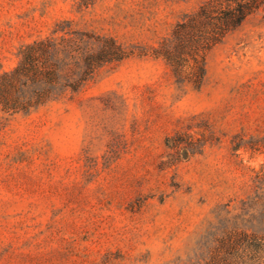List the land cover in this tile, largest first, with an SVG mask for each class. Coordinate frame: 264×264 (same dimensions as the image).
Masks as SVG:
<instances>
[{"label": "rangeland", "instance_id": "rangeland-1", "mask_svg": "<svg viewBox=\"0 0 264 264\" xmlns=\"http://www.w3.org/2000/svg\"><path fill=\"white\" fill-rule=\"evenodd\" d=\"M206 1L0 0V86L47 39L61 85L105 39L133 53L0 104V264H197L224 231L264 232V15L209 52L201 88L151 56Z\"/></svg>", "mask_w": 264, "mask_h": 264}, {"label": "trees", "instance_id": "trees-1", "mask_svg": "<svg viewBox=\"0 0 264 264\" xmlns=\"http://www.w3.org/2000/svg\"><path fill=\"white\" fill-rule=\"evenodd\" d=\"M258 13L264 15V0H207L197 13L178 23L171 37L152 49L151 56L165 60L179 82L201 88L207 75L209 52ZM21 54L23 59L17 69L1 79L6 84L0 86V104L7 111H28L56 99L67 88L77 92L98 69L133 55L115 39H105L104 48L85 55V70L79 84L67 81L61 85L60 64L54 60L55 44L51 39L29 45ZM16 89L32 90L33 97H11ZM183 136L178 133L168 138L167 147L172 150L178 148L183 144ZM257 146H246V149L259 150ZM242 147L238 144L235 150ZM214 242L215 245L208 248L203 263L197 264H264V232L224 231L214 237Z\"/></svg>", "mask_w": 264, "mask_h": 264}]
</instances>
